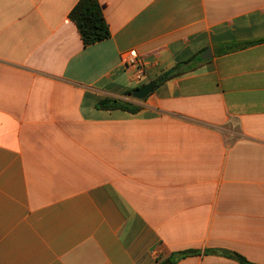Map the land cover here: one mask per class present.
<instances>
[{
  "label": "crops",
  "instance_id": "crops-1",
  "mask_svg": "<svg viewBox=\"0 0 264 264\" xmlns=\"http://www.w3.org/2000/svg\"><path fill=\"white\" fill-rule=\"evenodd\" d=\"M78 1L0 0V264H264V0Z\"/></svg>",
  "mask_w": 264,
  "mask_h": 264
},
{
  "label": "trees",
  "instance_id": "trees-1",
  "mask_svg": "<svg viewBox=\"0 0 264 264\" xmlns=\"http://www.w3.org/2000/svg\"><path fill=\"white\" fill-rule=\"evenodd\" d=\"M70 18L78 27L85 46L108 39L111 36L109 24L107 23L99 0H79L70 12ZM181 73L180 67L164 72L157 79L152 81L154 88L170 80ZM99 107L104 109H124L131 112L137 111L138 107L114 99H105L99 103ZM197 253L196 250H186L179 252L161 264H175L179 259ZM227 256L237 260L241 264H255L249 262L237 253H225Z\"/></svg>",
  "mask_w": 264,
  "mask_h": 264
},
{
  "label": "built area",
  "instance_id": "built-area-1",
  "mask_svg": "<svg viewBox=\"0 0 264 264\" xmlns=\"http://www.w3.org/2000/svg\"><path fill=\"white\" fill-rule=\"evenodd\" d=\"M124 63L127 67H135L136 69V78L138 80L142 79V77L145 75L146 70L145 67L139 66V58L136 50H131L124 55Z\"/></svg>",
  "mask_w": 264,
  "mask_h": 264
},
{
  "label": "water",
  "instance_id": "water-1",
  "mask_svg": "<svg viewBox=\"0 0 264 264\" xmlns=\"http://www.w3.org/2000/svg\"><path fill=\"white\" fill-rule=\"evenodd\" d=\"M212 52L211 50L206 51L203 55L202 58L209 60L212 58ZM154 90V86L153 83H147L145 85H143L142 87H140L139 89H137L134 93H133V97L137 98V99H145L147 96H149Z\"/></svg>",
  "mask_w": 264,
  "mask_h": 264
}]
</instances>
